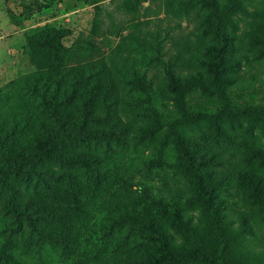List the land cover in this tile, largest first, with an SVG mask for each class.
<instances>
[{
	"label": "rangeland",
	"instance_id": "obj_1",
	"mask_svg": "<svg viewBox=\"0 0 264 264\" xmlns=\"http://www.w3.org/2000/svg\"><path fill=\"white\" fill-rule=\"evenodd\" d=\"M210 2L0 0V264H148L151 222L175 253L221 249L229 264H264V58L254 43L264 0H247L226 26L241 83L232 100L250 110L219 130L202 119L181 132L231 219L220 231L174 132L183 99L196 115L220 111L196 93L219 43ZM76 152L95 162L62 161ZM175 208L189 232L171 224Z\"/></svg>",
	"mask_w": 264,
	"mask_h": 264
},
{
	"label": "trees",
	"instance_id": "obj_2",
	"mask_svg": "<svg viewBox=\"0 0 264 264\" xmlns=\"http://www.w3.org/2000/svg\"><path fill=\"white\" fill-rule=\"evenodd\" d=\"M246 2L247 0H211V12L208 16L206 26L209 28L208 32L211 33L219 43L207 48L210 57L205 63L208 72V80L205 81L198 79L196 93L208 104L217 103L220 111L218 115H212L210 113L196 115L192 112L194 106L186 103L183 99L180 101V104L186 112H184L181 118L176 122L177 129L174 130L177 135L178 148L181 157L184 159L187 168L193 172V183L200 206L202 210L210 216L213 224L219 231L224 224L231 222V219L227 217V214L224 211L223 201L219 199L214 188L209 186L204 176L195 170V158L192 157L186 139L181 135V132H183L187 126H190L193 123H198L202 119L209 120L211 124L219 130L221 121H232L245 115L246 112L250 110L235 106L232 100L233 91L236 88H239L241 83L237 84L236 77H234L230 71L229 52L233 49L234 42L232 36L226 30V26L234 21V15L236 12L243 10L246 11ZM254 43L257 46V56L259 58H264V24L261 27V33L254 37ZM46 44L47 43H45V45ZM47 46L51 50H59V48H56L53 43ZM256 81L257 78L248 83H252L254 86V82ZM176 88V91H178L183 97L187 94L183 85H177ZM88 116H90V113L85 111V117L87 119ZM29 146L33 149L32 143ZM23 155L24 152L19 154L21 158ZM62 161L72 164L82 163L86 165L95 162L93 157L81 152L64 155ZM1 168H4V166ZM13 172L15 173V178L18 180L29 179V177L21 173V169ZM248 184L255 190L259 189V181L253 178L248 179ZM11 206L14 211L15 209L12 202ZM242 220L245 224L246 219L243 218ZM170 222L173 226L185 232H189L187 221H185V217L179 208L174 209ZM148 231L150 239L155 241L158 247V254L150 257L148 259V264H186L191 259L202 260L205 264H229L225 256L219 253L221 249L217 251L215 258L204 256L199 249H194L190 252L175 253L171 248L168 236L155 222L148 224Z\"/></svg>",
	"mask_w": 264,
	"mask_h": 264
}]
</instances>
